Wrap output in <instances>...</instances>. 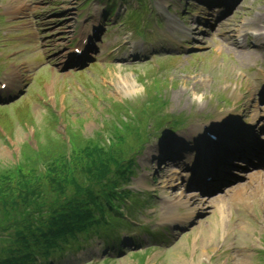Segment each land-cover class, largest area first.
I'll use <instances>...</instances> for the list:
<instances>
[{"label":"rangeland","instance_id":"rangeland-1","mask_svg":"<svg viewBox=\"0 0 264 264\" xmlns=\"http://www.w3.org/2000/svg\"><path fill=\"white\" fill-rule=\"evenodd\" d=\"M211 1L144 0L141 37L118 17L133 1L108 19L105 2L0 0V240L29 209L102 190L137 159L125 188L148 202L115 220L168 228L165 239L117 258L94 240L59 264H264V0ZM158 111L182 127L148 138ZM238 133L259 146L242 163L226 159L243 149ZM217 158L232 175L200 192Z\"/></svg>","mask_w":264,"mask_h":264},{"label":"trees","instance_id":"trees-1","mask_svg":"<svg viewBox=\"0 0 264 264\" xmlns=\"http://www.w3.org/2000/svg\"><path fill=\"white\" fill-rule=\"evenodd\" d=\"M137 1L139 3L141 0ZM112 6L113 4L109 5L110 9ZM157 125L159 129L165 124L161 120ZM178 126L179 122L175 121L168 128L174 129ZM102 159L96 158L91 163L93 162L94 167H99L104 163ZM113 171L117 173L120 169ZM127 171L124 169L116 174L113 177L114 184L108 185L110 181L105 184L110 188L100 186L104 188L99 191L94 189L96 192L87 189L85 195L81 194L82 192L73 194L77 191L73 190L70 193L73 195L54 211L38 214L42 211L41 206L32 211L29 209L30 212L28 211L24 221H18L22 222L19 224L21 226L15 227L9 235H3L1 238L0 264H59L68 254L72 256L85 245L91 244L93 239H97L104 249L119 248V252L123 250L125 247L119 242L115 235L117 231L113 228L123 229L125 225L128 226L123 218L115 220L116 216H120L119 209L124 206L125 199H133L125 186L130 178L134 177L135 167ZM107 172L106 168L98 173L97 178H103ZM139 201L138 198L137 202ZM51 204L44 206L45 209L50 208ZM107 221L116 227L108 226Z\"/></svg>","mask_w":264,"mask_h":264},{"label":"bare ground","instance_id":"bare-ground-1","mask_svg":"<svg viewBox=\"0 0 264 264\" xmlns=\"http://www.w3.org/2000/svg\"><path fill=\"white\" fill-rule=\"evenodd\" d=\"M9 11H11V10H9ZM229 40H231V39H228V38H227V39H226V42H227L228 44L232 45V46H235L234 43H233V42H229ZM128 85H129V84H125V88L128 87ZM130 86H131V85H129V87H130ZM136 158H137V157H136ZM132 161H133V163H132V166H131V167H133V169H134V167H135V170L138 169L137 159H134V160H132ZM133 173H134V172H133ZM133 173H131V175H132ZM201 226H202V224H201ZM215 231H216V230H214V232H213V231L210 232L209 236H210L211 238L214 237V233H215Z\"/></svg>","mask_w":264,"mask_h":264}]
</instances>
